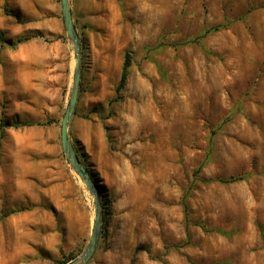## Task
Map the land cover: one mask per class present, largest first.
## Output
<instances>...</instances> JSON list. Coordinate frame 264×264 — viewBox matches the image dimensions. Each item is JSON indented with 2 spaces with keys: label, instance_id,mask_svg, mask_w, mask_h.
I'll return each mask as SVG.
<instances>
[{
  "label": "rangeland",
  "instance_id": "374dc122",
  "mask_svg": "<svg viewBox=\"0 0 264 264\" xmlns=\"http://www.w3.org/2000/svg\"><path fill=\"white\" fill-rule=\"evenodd\" d=\"M22 1L0 0L4 38L31 36L0 43V120L31 124L0 140V264H60L89 236L29 256L18 213L46 188L57 232L66 214L50 197L63 206L69 192L94 214L59 138L75 58L61 12L53 21L49 0L39 16ZM72 12L81 76L69 139L101 203L86 264H264V0H94Z\"/></svg>",
  "mask_w": 264,
  "mask_h": 264
},
{
  "label": "crops",
  "instance_id": "0c3cea01",
  "mask_svg": "<svg viewBox=\"0 0 264 264\" xmlns=\"http://www.w3.org/2000/svg\"><path fill=\"white\" fill-rule=\"evenodd\" d=\"M27 1L28 0L20 2L21 7H25L27 5ZM69 1L73 19L72 4L74 2H90L94 0ZM29 5L30 9L34 8L36 16H39L40 12L43 15L42 11L39 12V0H34V2L30 0ZM42 6L45 7L43 8V10L46 11V14L49 15L53 21H56L58 19L57 16L59 12H61V10L60 6H58L55 0H49L48 2L42 4ZM35 20L39 21L38 18H36ZM65 189L66 188L62 186L60 182H56L52 186V190L64 192ZM67 195L68 197H63V206L59 205L58 201L55 202L52 197H50L51 202H53L57 207H60L61 209L63 208L62 213L66 214V229L64 234L56 231L55 220L52 214L45 208L46 203L48 202L47 199L49 198V194L46 188H43V192L39 199H35L34 196H31L30 207L18 213V220H20L21 222L20 228L17 231V236L22 240V244L29 256H33L35 254L39 255V251L33 249L37 245L41 246L45 250H48L49 252L56 251L55 247H58L60 245H62V248H64L63 250H70L78 245L84 238L90 236L94 218V214L89 209L90 206L85 203V206L76 207L74 205L76 204V200H73L69 197V192ZM36 226H38L37 231ZM29 264H48V261L34 259Z\"/></svg>",
  "mask_w": 264,
  "mask_h": 264
},
{
  "label": "water",
  "instance_id": "95a60500",
  "mask_svg": "<svg viewBox=\"0 0 264 264\" xmlns=\"http://www.w3.org/2000/svg\"><path fill=\"white\" fill-rule=\"evenodd\" d=\"M60 10H61L62 22H63L66 38L72 44V51L75 58L70 96L67 106L60 120V130H59L60 145L66 161L68 162L72 171L76 174V176L83 183L86 190L91 195L94 205V218H93V224L88 241L82 252L77 257H75L74 259L70 260L65 264H86L94 253L97 240L100 234L101 203L98 197L97 188L92 178L90 177V174L79 160L78 155L76 154L75 149L69 139V126L75 110V105L78 96V89L80 84L81 48H80L79 37L72 19V14L70 10V1L60 0Z\"/></svg>",
  "mask_w": 264,
  "mask_h": 264
},
{
  "label": "trees",
  "instance_id": "16d2710c",
  "mask_svg": "<svg viewBox=\"0 0 264 264\" xmlns=\"http://www.w3.org/2000/svg\"><path fill=\"white\" fill-rule=\"evenodd\" d=\"M216 29H218V27H214L212 29H209L208 31L216 30ZM29 38H31V36L27 35V36H23V37H18L15 40H10V39L4 38V36L0 33V43L1 44H6V45H8L11 48L16 47L19 43H22V42L28 40ZM130 64H131V57H130L129 53L126 52L125 55H124V60H123L121 73H120V77H119V82H118V84L116 86V92H119L124 87L125 81H126V78H127L128 67L130 66ZM48 123H50V120H47V121H45L44 123H41V124H48ZM27 125H31V124L30 123L7 122V121H4V120H0V140L3 137L5 129L11 128V127L16 128V127H19V126H27ZM204 163H205V160L202 163H200V165L198 166V170L201 169V167L204 165ZM238 178L239 177L231 176L229 178H217V180L221 181V182H224V183H229V182H232V181H234V180H236ZM94 184H95V182H94ZM186 222H187V220H186ZM72 258H74V256H67L66 259H63L60 262V264H65Z\"/></svg>",
  "mask_w": 264,
  "mask_h": 264
}]
</instances>
